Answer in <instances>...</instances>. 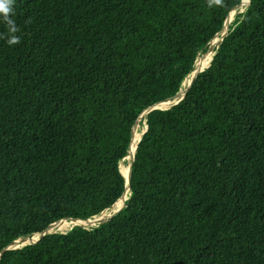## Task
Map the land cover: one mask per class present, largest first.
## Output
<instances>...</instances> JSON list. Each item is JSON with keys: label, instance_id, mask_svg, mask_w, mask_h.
<instances>
[{"label": "trees", "instance_id": "obj_1", "mask_svg": "<svg viewBox=\"0 0 264 264\" xmlns=\"http://www.w3.org/2000/svg\"><path fill=\"white\" fill-rule=\"evenodd\" d=\"M240 1L12 0L0 264H264V0L237 13L177 104L149 111L124 208L2 251L116 205L137 119L177 93Z\"/></svg>", "mask_w": 264, "mask_h": 264}, {"label": "water", "instance_id": "obj_2", "mask_svg": "<svg viewBox=\"0 0 264 264\" xmlns=\"http://www.w3.org/2000/svg\"><path fill=\"white\" fill-rule=\"evenodd\" d=\"M243 3H244V0H241L240 3H239L237 6H239L240 4H243ZM249 3H250V0H248V4H247V6L249 5ZM237 6H236V7H237ZM229 13H230V12H229ZM228 16H229V14L227 15V18H228ZM227 18L225 19V22H224V25H223V28H222V30H223V34H222V36H221V39H220V41H219V44L216 45L217 48L215 49V53H214V55L216 54L217 49H218V47L220 46V43H221V41L223 40V38L229 33V29H230V28H229V26L226 25ZM222 30H221V31H222ZM213 47H214V45H210L209 48H208V50H207V52L213 50V49H212ZM198 56H199V55H198ZM198 56L196 57V60H195L194 66H195V64L197 63ZM194 66H193V67H194ZM209 66H210V64H209L207 67H209ZM207 67H206V68H207ZM206 68H199L198 70H196V72L194 73V75H193L189 80H187V82H186V84H185V86H184V88H183L182 96L180 97V99H178L177 101H173L174 97H175V96L177 95V93L180 91L181 87H180V89L177 91V93H176L174 96L168 97V98H166V99H164V100H162V101H159V102L153 104L152 106L146 108V109L141 113V115H143L144 118H145V119H144V124H145L146 128H145L144 132H145L146 129H147V114L149 113V111H151V110L154 109V108L168 109V108L174 106L175 104H177V103H178V102L184 97L186 91L190 88V86H191L192 82L194 81L196 75H197L199 72L204 71ZM192 70H193V68L191 69V71H192ZM191 71H190V72H191ZM187 75H189V73H188ZM187 75H186V76H187ZM184 79H185V78H184ZM184 79H183V80H184ZM182 82H183V81H182ZM181 85H182V84H181ZM170 101H172V102L169 104V106H167V107H162V106H161L162 103H164V102H170ZM141 115H140V116H141ZM140 116H139V118H140ZM139 118H138V119H139ZM138 119H137V120H138ZM136 122H137V121H136ZM133 127H134V126H133ZM144 132L141 134L140 139L142 138ZM140 139H139V141H140ZM139 141H138V143H137V145H136V148L132 151V158H131V161H130V164H129V166H130L129 174H128V176H125V175L123 174L124 177H125V179H126V187H125V190H124L122 196L118 199V200L123 199V201H122V203H121V206H119L116 210H114L112 213H110L109 216H107V217H106L105 219H103V220H100L99 218H97V217H98V216H97L98 214L93 215V216L88 217V218H85V219H80V218H70L71 220H77V221L79 222L77 225H83V226L86 227L87 224H91V223L94 222V221H98V222H100L99 224H101V223L107 221L110 217H112V216L115 215L117 212H119L122 208L125 207V202H126L127 199H125L124 196H125V194H126V191L129 190V191H130V195H131V193H132V191H131L132 166H133V163H134V160H135L136 150H137V147H138ZM132 143H133V129H132V139H131V144H130V146H129L128 151H130V148L132 147ZM121 172H122V171H121ZM129 198H130V197H129ZM129 198H128V199H129ZM118 200H117V201H118ZM117 201H116V202H117ZM116 202H115V203H116ZM65 219H68V218H65ZM62 220H63V219H62ZM59 221H61V220H59ZM59 221H56V222L50 224V225H49V226H48L43 232H41V233H39V234L36 233V234H38V237H34L35 234L32 235V236L29 237V238L19 237L18 239L12 241V242H11L6 248H3L2 251L6 250V249L22 248V247H24V246H26V245H28V244H33V243H35L36 241L40 240L44 235H46V234H48V233L59 232V231L55 230V224H56L57 222H59ZM99 224H98V225H99ZM98 225H96V226H98ZM63 233H65V232H63ZM20 240H27L28 242L25 243V244H22L21 246H18L17 243H18ZM2 251H1V252H2Z\"/></svg>", "mask_w": 264, "mask_h": 264}, {"label": "bare ground", "instance_id": "obj_3", "mask_svg": "<svg viewBox=\"0 0 264 264\" xmlns=\"http://www.w3.org/2000/svg\"><path fill=\"white\" fill-rule=\"evenodd\" d=\"M247 4H248V0H244V3L243 4H240L239 6H238V9L235 11V12H233V14L235 15L236 13H238V12H242V11H244L245 9H246V7H247ZM232 14V15H233ZM230 17V16H229ZM229 17L227 18V22H226V25L228 26V21H229ZM221 34H223L222 33V31L220 32V33H218L217 35H216V37H214V39H213V42L214 43H216V45H218L219 44V41H220V39H221ZM214 43H213V45H214ZM216 49V48H215ZM214 53H215V51L212 53V55H210L209 57H208V60H206V59H202V60H200L199 59V56H198V59H197V63L195 64V66L193 67V70L189 73V75H187L186 77H185V79L183 80V82H182V85H181V89H180V91L177 93V95L174 97V99H173V101H177L178 99H180V97L182 96V92H183V88H184V86H185V84H186V82H187V80H189L193 75H194V73L196 72V70H198L199 68H206L209 64H210V62H211V60H212V58H213V56H214ZM172 101H170V102H164V103H162L161 104V106L162 107H167V106H169V104L171 103ZM140 120L138 119L137 120V122H136V124L139 122ZM137 128H135V127H133V144H132V147L130 148V152H129V154H128V156L126 157V159L125 160H129V163H128V167L127 166H125V165H121V163H122V161H120V168H121V170H122V173L125 175V176H128V174H129V170H130V166H129V164H130V161H131V158H132V151L136 148V145H137V143H138V141H139V139H140V137H141V134H142V127H144L143 126V124H141V126H139V124H137V125H135ZM124 162V161H123ZM130 197V191L129 190H127L126 191V194H125V196H124V198L125 199H127L128 200V198ZM122 201H123V199H120V200H118L117 201V203H116V205H111L110 207H108V208H106V209H104L102 212H100L97 216V218H101L100 220H103V219H105L107 216H109V214L110 213H112L114 210H116L119 206H121V203H122ZM106 213L105 214V217H104V213ZM79 222L77 221V220H73V222L71 223V225L70 226H66L67 224H60V225H55V230H57V231H62V233L63 232H68V230L70 229V227L71 226H73L74 224H78ZM57 224V223H56ZM63 225V226H62ZM67 227V228H66ZM36 237H38V235L36 234ZM28 241L26 240V241H23V242H20V243H17V245L18 246H21L22 244H25V243H27Z\"/></svg>", "mask_w": 264, "mask_h": 264}, {"label": "rangeland", "instance_id": "obj_4", "mask_svg": "<svg viewBox=\"0 0 264 264\" xmlns=\"http://www.w3.org/2000/svg\"><path fill=\"white\" fill-rule=\"evenodd\" d=\"M246 9H247V7H246ZM246 9H245L244 11L240 12V13H244V12L246 11ZM240 13H239V14H240ZM239 14L236 13L235 15H234V14H233V15H232V14L230 15V17H229V21H228V26H229V28H230V26L234 23V20L239 16ZM220 32H221V31H220ZM220 32H219V33H220ZM222 33H223V30H222ZM221 36H222V34H221ZM213 43H214V42H213V40H212V41L210 42V44L208 45V48H209L210 45H213ZM214 47L217 48V47H216V43H214ZM214 47L212 48L213 50H211V51H208V52H207V50H208V48H207L206 51H204V52H203V51L200 52V53H199V59H200V60H202V59H206V60H208V57H209L210 55H212V53L214 52ZM144 119H145L144 116L141 115L140 118H139L140 121L137 123V124H139V126H141V124L144 125V127H142V128H143V129H142V133L144 132V130H145V128H146V126H145V124H144ZM137 124H136V125H137ZM134 127L137 128L136 126H134ZM129 152H130V151H128V153H129ZM123 159H124V158H123ZM123 161H124V162H122L121 165L123 164V165H125V166L128 167V163H129V161H127V160H125V159H124ZM119 164H120V163H119ZM120 167H121V166H120ZM103 213H104V212H103ZM105 214H106V213H104V217H105ZM99 219H101V218H99ZM72 222H73V220H71V219H67V220H64V219H63V221H61V222H57V224H55V225L67 224L66 226L68 227V226L71 225ZM99 223H100V222H98V221H94V222H92L91 224H87L86 227L89 228V229H91V228L95 227L96 225H98ZM62 226H63V225H62ZM67 227H66V228H67ZM69 231H70V230H69ZM60 232H62V231H60ZM37 235H38V234H37ZM34 237H36V234L34 235Z\"/></svg>", "mask_w": 264, "mask_h": 264}, {"label": "clouds", "instance_id": "obj_5", "mask_svg": "<svg viewBox=\"0 0 264 264\" xmlns=\"http://www.w3.org/2000/svg\"><path fill=\"white\" fill-rule=\"evenodd\" d=\"M218 3L219 0H216ZM11 4L12 0H0V14H3L4 19L7 21V24L9 26V31L11 33H15L18 29L15 27L14 22L10 19H8V14L11 11ZM19 42V37L13 35L11 38L8 40L9 44H16Z\"/></svg>", "mask_w": 264, "mask_h": 264}]
</instances>
